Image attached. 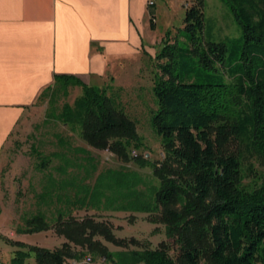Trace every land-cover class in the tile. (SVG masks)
<instances>
[{
  "label": "trees",
  "instance_id": "1",
  "mask_svg": "<svg viewBox=\"0 0 264 264\" xmlns=\"http://www.w3.org/2000/svg\"><path fill=\"white\" fill-rule=\"evenodd\" d=\"M224 2L241 29V36L230 42L202 40L205 0H188L186 17L193 44L189 51L206 71L223 72L215 76L217 81L185 82L170 70L178 55H161L171 61L153 88L158 104L153 124L165 154L160 166L143 156L132 158L131 148L142 146L137 124L108 94V86L56 75L38 97L51 99L61 87H81L74 104H65L55 118L79 130L96 151H110L125 163L134 159L141 167L151 165L160 181L158 188L145 189L138 173L107 169L90 184L85 182L91 177L87 169L80 180L74 174L60 182L50 178L40 198L45 202L56 195L77 210L148 214L152 223L165 225L166 235L178 247L177 256H171V245L164 241L156 248L112 252L98 238L122 248L140 242L116 237L106 222L91 216L66 218L70 210L60 209L55 231L66 240L62 246L51 250L5 238L17 247L11 264H26L32 254L36 264H64L85 255L104 256L112 264H264V184L252 191L244 187L240 156L231 149L241 145L264 157V0ZM154 19L152 15V29ZM230 46L233 55L227 68ZM60 142L66 144L63 138ZM79 151L90 154L84 148ZM86 158L92 160L90 155ZM50 159L41 158L40 168L45 169ZM92 169L97 171V165ZM58 170L67 174L66 167ZM27 226L25 233L30 234L50 229L43 213L28 219Z\"/></svg>",
  "mask_w": 264,
  "mask_h": 264
},
{
  "label": "rangeland",
  "instance_id": "2",
  "mask_svg": "<svg viewBox=\"0 0 264 264\" xmlns=\"http://www.w3.org/2000/svg\"><path fill=\"white\" fill-rule=\"evenodd\" d=\"M205 3L202 40L230 42L241 36V29L224 0H205ZM188 7V0H157L154 29L151 28L148 34L140 36L141 45L136 53L115 58L116 61H121L119 64L122 66H119L115 79L109 76L105 82L108 94L114 97L118 106L137 124L142 146L131 148L130 152L137 151L136 156L131 154L132 158L143 156L153 164L159 163V166L165 154L162 139L153 124V115L158 108L153 88L154 83L163 78L162 68L171 61L169 57L161 55H178V63L170 70L185 82L210 83L217 81L215 76L223 73L206 71L197 62L198 58L189 51L193 44L192 33L187 30L186 23ZM197 36H201L200 31ZM169 45L173 47L167 48ZM232 55L231 48L227 54V68L231 65ZM165 77L168 78L169 75L164 76V79ZM226 79L231 81L228 73ZM81 94L82 88L79 86H69L67 90L61 87L51 99L47 95L37 100L0 153V264H11L17 249L7 243L5 238L51 250L61 247L66 240L55 231L60 209L70 210L66 218L74 216L83 219L91 216L97 221L106 222L116 237L128 240L135 238L140 242L139 245L130 244L129 248H122L98 238L112 252L156 248L164 241L171 245V256L176 257L178 247L166 235L165 225L152 223L148 214L100 211L93 208L77 210L65 199L58 201L56 195L45 202L40 198L50 178L60 182L74 174L80 180L85 178L87 169L91 177L85 182L90 184L99 173L107 169H122L142 176L146 182L143 187L145 189L152 190L160 185L151 165L141 167L134 159L125 163L110 151H96L82 139L79 130H73L55 118L65 104L73 105ZM60 138L66 144H62ZM80 148L88 150L93 161L89 162L86 158L88 155L80 152ZM231 149L240 156L244 187L252 191L263 185L264 157L253 151L249 152L241 145L231 146ZM45 157L51 159L47 167L42 169L39 165L41 158ZM92 164L97 165V171H93ZM59 166L66 167L67 174H62L58 170ZM55 191L58 192V189ZM39 213L47 217L50 229L39 233H25L28 228L27 220ZM26 264H36L33 254Z\"/></svg>",
  "mask_w": 264,
  "mask_h": 264
},
{
  "label": "crops",
  "instance_id": "3",
  "mask_svg": "<svg viewBox=\"0 0 264 264\" xmlns=\"http://www.w3.org/2000/svg\"><path fill=\"white\" fill-rule=\"evenodd\" d=\"M152 1L153 5L149 2ZM157 0H0V153L56 75L116 78L151 31Z\"/></svg>",
  "mask_w": 264,
  "mask_h": 264
},
{
  "label": "built area",
  "instance_id": "4",
  "mask_svg": "<svg viewBox=\"0 0 264 264\" xmlns=\"http://www.w3.org/2000/svg\"><path fill=\"white\" fill-rule=\"evenodd\" d=\"M150 5H153V2H149ZM155 21V19H154ZM131 154L133 156L137 155L136 150H132ZM111 263V262H110ZM107 257H100L98 259H95L92 255H85L82 259H72V260H66L64 261V264H110ZM112 264V263H111Z\"/></svg>",
  "mask_w": 264,
  "mask_h": 264
}]
</instances>
